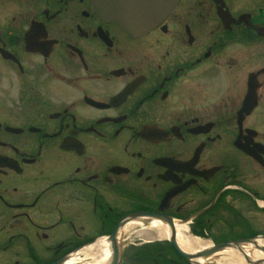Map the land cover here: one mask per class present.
I'll return each mask as SVG.
<instances>
[{"label":"flooded vegetation","instance_id":"flooded-vegetation-1","mask_svg":"<svg viewBox=\"0 0 264 264\" xmlns=\"http://www.w3.org/2000/svg\"><path fill=\"white\" fill-rule=\"evenodd\" d=\"M153 223L264 241V0H179L137 36L91 0H0V264L118 226L140 263Z\"/></svg>","mask_w":264,"mask_h":264},{"label":"water","instance_id":"water-1","mask_svg":"<svg viewBox=\"0 0 264 264\" xmlns=\"http://www.w3.org/2000/svg\"><path fill=\"white\" fill-rule=\"evenodd\" d=\"M100 10L101 16L107 21H116L124 29L131 33L140 34L149 31L159 25L175 8L179 0H92ZM173 229V226L169 224ZM119 227L107 240L110 249V257L106 264H123V241L119 240ZM176 253L190 264H200L196 260H208L229 248H240L248 242L226 243L211 247L196 254L183 252L174 235L169 239ZM69 260H61L55 264H66Z\"/></svg>","mask_w":264,"mask_h":264},{"label":"bare ground","instance_id":"bare-ground-1","mask_svg":"<svg viewBox=\"0 0 264 264\" xmlns=\"http://www.w3.org/2000/svg\"><path fill=\"white\" fill-rule=\"evenodd\" d=\"M151 229L158 234L157 240L169 238L170 229L165 224L153 223ZM176 241L179 248L187 254H196L199 251H205L212 247L209 241H203L185 237L181 228L177 227ZM151 240V239H149ZM264 246V241L255 243H246L240 248H229L216 255L211 256L208 260L199 259L197 263L207 264L210 261L217 264H264V252L260 247ZM110 257V249L107 241H101L89 247L81 257H71L66 264H106Z\"/></svg>","mask_w":264,"mask_h":264},{"label":"trees","instance_id":"trees-1","mask_svg":"<svg viewBox=\"0 0 264 264\" xmlns=\"http://www.w3.org/2000/svg\"><path fill=\"white\" fill-rule=\"evenodd\" d=\"M163 249L164 248L162 245L150 246L147 248V250L143 249L138 253V258L141 260V264L145 260L150 261L151 264H188L175 253L171 245H169V254H165L163 256L162 252L165 251Z\"/></svg>","mask_w":264,"mask_h":264},{"label":"rangeland","instance_id":"rangeland-1","mask_svg":"<svg viewBox=\"0 0 264 264\" xmlns=\"http://www.w3.org/2000/svg\"><path fill=\"white\" fill-rule=\"evenodd\" d=\"M146 239V242H148V241H155L156 239H157V233H154V234H147V235H145V238H144V240ZM149 239H151V240H149ZM150 249V248H149ZM147 250V249H146ZM135 253H136V256L138 257V251H135ZM142 256H145V255H142ZM147 256V255H146ZM133 264H137L136 262L134 263L133 262ZM138 264H141V261H140V263H138ZM142 264H151V262L150 261H148V260H145V261H143L142 262ZM208 264H217V262H213V261H210Z\"/></svg>","mask_w":264,"mask_h":264}]
</instances>
